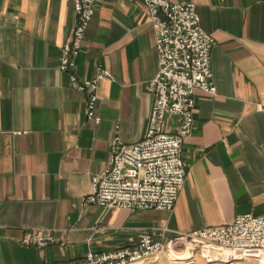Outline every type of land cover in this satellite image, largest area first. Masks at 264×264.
<instances>
[{
	"label": "crops",
	"instance_id": "crops-1",
	"mask_svg": "<svg viewBox=\"0 0 264 264\" xmlns=\"http://www.w3.org/2000/svg\"><path fill=\"white\" fill-rule=\"evenodd\" d=\"M169 1L195 4L213 36L216 93H195L193 129L182 145L186 175L173 209L130 212L83 200L108 164L113 138L132 144L148 127L158 55L146 7L95 5L75 58L80 79L99 69L111 74L98 83L94 122L85 116L86 93L58 69L76 22L72 0H0V264L66 263L134 248L142 233L157 241L264 214V0ZM175 127V118L165 124L168 132ZM27 230L50 232L54 243L23 247ZM148 264L228 263L162 253Z\"/></svg>",
	"mask_w": 264,
	"mask_h": 264
},
{
	"label": "built area",
	"instance_id": "built-area-1",
	"mask_svg": "<svg viewBox=\"0 0 264 264\" xmlns=\"http://www.w3.org/2000/svg\"><path fill=\"white\" fill-rule=\"evenodd\" d=\"M98 0H72L76 22L61 46L58 69L66 72L72 89L86 93L85 116L99 122L95 115L99 81L109 79L99 69L92 79L75 74V58L93 18ZM141 1L146 7L155 35L158 70L150 82L153 95L148 127L143 138L132 144L119 137L110 145L106 168L92 176L90 191L83 205L104 211L121 208L130 212L173 209L184 183L186 168L182 145L193 129L195 93L213 96L210 58L213 36L201 26L193 3L169 0ZM175 118L174 132L165 124ZM264 156V143H263ZM154 240L151 233L138 236L136 247L109 253L87 252L79 260L56 264H148L166 253L175 261L235 263L264 254V214H239L227 225L204 227ZM54 243L50 232L27 230L20 241L23 247L42 248Z\"/></svg>",
	"mask_w": 264,
	"mask_h": 264
},
{
	"label": "bare ground",
	"instance_id": "bare-ground-1",
	"mask_svg": "<svg viewBox=\"0 0 264 264\" xmlns=\"http://www.w3.org/2000/svg\"><path fill=\"white\" fill-rule=\"evenodd\" d=\"M259 257H260L261 261L264 263V255H262V256L260 255Z\"/></svg>",
	"mask_w": 264,
	"mask_h": 264
},
{
	"label": "rangeland",
	"instance_id": "rangeland-1",
	"mask_svg": "<svg viewBox=\"0 0 264 264\" xmlns=\"http://www.w3.org/2000/svg\"><path fill=\"white\" fill-rule=\"evenodd\" d=\"M262 255H264V254H262ZM262 255H261V256H262ZM257 259H259V261H260L261 264H264V263L261 261L260 257L257 258Z\"/></svg>",
	"mask_w": 264,
	"mask_h": 264
}]
</instances>
